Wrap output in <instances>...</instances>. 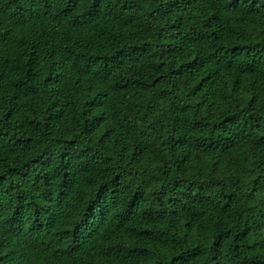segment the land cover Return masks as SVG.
<instances>
[{"label":"trees","instance_id":"obj_1","mask_svg":"<svg viewBox=\"0 0 264 264\" xmlns=\"http://www.w3.org/2000/svg\"><path fill=\"white\" fill-rule=\"evenodd\" d=\"M0 264H264V0H0Z\"/></svg>","mask_w":264,"mask_h":264}]
</instances>
